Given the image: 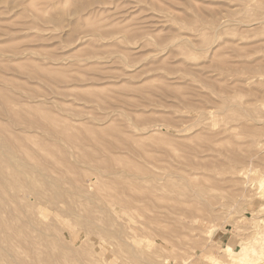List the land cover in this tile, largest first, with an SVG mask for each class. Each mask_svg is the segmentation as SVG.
<instances>
[{"label":"rangeland","instance_id":"374dc122","mask_svg":"<svg viewBox=\"0 0 264 264\" xmlns=\"http://www.w3.org/2000/svg\"><path fill=\"white\" fill-rule=\"evenodd\" d=\"M0 133V264H235L264 232V0H0Z\"/></svg>","mask_w":264,"mask_h":264},{"label":"bare ground","instance_id":"6f19581e","mask_svg":"<svg viewBox=\"0 0 264 264\" xmlns=\"http://www.w3.org/2000/svg\"><path fill=\"white\" fill-rule=\"evenodd\" d=\"M242 36V35H241ZM245 36V35H244ZM221 97V96H220ZM6 108H7V106H6ZM213 113V112H212ZM233 116V115H232ZM236 116V115H235ZM251 116V115H250ZM234 117V116H233ZM232 117V118H233ZM234 119V118H233ZM224 120V119H223ZM238 120V119H237ZM56 123V122H55ZM232 123V122H231ZM3 125V124H2ZM52 125V124H51ZM2 127V126H1ZM3 128V127H2ZM257 129V128H256ZM2 130V129H1ZM258 130V129H257ZM262 131V130H261ZM260 132V131H259ZM263 132V131H262ZM55 133V132H54ZM221 133V132H220ZM1 134V133H0ZM24 134V133H23ZM255 134V133H254ZM2 135V134H1ZM258 135V134H257ZM259 136V135H258ZM15 138V137H14ZM53 138V137H52ZM92 138V137H91ZM17 139V138H16ZM215 139V138H214ZM33 140V139H32ZM37 140V139H36ZM69 140V139H68ZM43 141V140H42ZM96 141V140H95ZM9 142V141H8ZM70 142V141H69ZM260 142V141H259ZM2 143V142H1ZM17 143H19V141H17ZM45 143V142H44ZM5 144V143H4ZM3 144V145H4ZM9 144V143H8ZM20 144V143H19ZM11 145V144H10ZM19 146V145H18ZM100 146V145H99ZM53 147V146H52ZM7 148V147H6ZM13 148V147H12ZM15 148V147H14ZM22 148V147H21ZM110 148V147H109ZM20 149V148H19ZM62 149V148H61ZM14 150V149H13ZM93 150V149H92ZM6 151H7V149H6ZM102 151V150H101ZM25 152V151H24ZM76 152V151H75ZM50 154V153H49ZM106 154H108V153H106ZM20 155V154H19ZM78 155V154H77ZM64 156V155H63ZM81 156V155H80ZM83 156V155H82ZM31 157V156H30ZM35 157V156H34ZM49 157V156H48ZM57 157V156H56ZM85 157V156H84ZM87 157V156H86ZM83 158V157H82ZM48 159V158H47ZM84 159V158H83ZM28 160V159H27ZM30 160V159H29ZM81 160V159H80ZM104 160H105V158H104ZM127 160V159H126ZM87 161V160H86ZM56 162V161H55ZM53 163V162H52ZM96 163H97V161H96ZM107 164V163H106ZM106 164H105V166H106ZM102 165H103V163H102ZM113 165V164H112ZM94 166V165H93ZM114 166V165H113ZM196 166V165H195ZM4 167H7L6 165L4 166ZM39 167V166H38ZM67 167V166H66ZM115 167H116V165H115ZM128 167V166H127ZM58 168V167H57ZM104 168V167H103ZM108 168V167H107ZM126 168V167H125ZM6 169V168H5ZM4 169V170H5ZM108 169H110V168H108ZM134 169V168H133ZM8 170V169H7ZM107 170V169H106ZM146 170V169H145ZM131 171H132V169H131ZM8 172V171H7ZM79 172V171H78ZM91 173V172H90ZM8 174V173H7ZM77 174V173H76ZM133 174V173H132ZM69 175V174H68ZM86 175V174H85ZM117 175V174H116ZM131 175V174H130ZM1 176V175H0ZM16 176V175H15ZM26 176V175H25ZM113 176V175H112ZM191 176V175H190ZM59 177V176H58ZM99 177V176H98ZM65 179V178H64ZM111 179V178H110ZM115 179V178H114ZM5 180H7V179H5ZM92 180V179H91ZM91 180H89L90 182H91ZM30 181V180H29ZM44 181V180H43ZM89 182V183H90ZM93 182V181H92ZM103 182V181H102ZM195 182V181H194ZM7 183V182H6ZM10 183V182H9ZM114 183H116V181H114ZM118 183V182H117ZM122 183V182H121ZM11 184V183H10ZM10 184H8V185H10ZM44 184V183H43ZM92 184V183H91ZM110 184V183H109ZM128 184V183H127ZM69 185V184H68ZM99 185V184H98ZM118 185H119V183H118ZM123 185H125V184H123ZM123 185H122V187H123ZM194 185V184H193ZM200 185V184H199ZM5 186H6V184H5ZM31 186V185H30ZM35 186V185H34ZM49 186V185H48ZM131 186V185H130ZM261 186H262V184H261ZM1 188V190L3 191V186L1 185L0 186ZM3 187V188H2ZM78 187V186H77ZM121 187V186H120ZM125 187V186H124ZM164 187H165V184H164ZM58 188V187H57ZM69 188V187H68ZM102 188V187H101ZM136 188V187H135ZM155 188V187H154ZM194 188H195V186H194ZM9 189V188H8ZM32 189V188H31ZM85 189V188H84ZM106 189H108L107 187H106ZM114 189V188H113ZM125 190H126V192H127V190L128 189H126V188H124ZM151 189V188H150ZM153 189V188H152ZM147 190V191H154V190H157V189H154V190ZM162 189V188H161ZM121 190V189H120ZM196 190V189H195ZM111 191V190H110ZM206 191V190H205ZM98 192V191H97ZM116 192V191H115ZM125 192V194H127ZM157 192V191H156ZM202 192V191H201ZM83 193V192H82ZM105 193H107V192H105ZM122 193H123V190H122ZM121 193V194H122ZM143 193H144V191H143ZM142 193V194H143ZM206 193V192H205ZM208 193V192H207ZM129 194H131V193H129ZM141 194V193H140ZM144 194H147V193H144ZM153 194V193H152ZM66 195V194H65ZM103 195V194H102ZM110 195H114L115 196V194H112V193H110ZM118 195H119V193H118ZM136 195V194H135ZM150 195V194H149ZM149 195H142V197L144 196H148L149 197ZM157 195H158V193H157ZM109 196V195H108ZM113 196V197H114ZM122 196V195H121ZM128 196V195H127ZM130 196V195H129ZM128 196V197H129ZM133 196V195H132ZM131 196V197H132ZM138 196V195H137ZM125 197V196H124ZM130 197V199H133L134 198V196L131 198ZM136 197V196H135ZM159 197H160V195H159ZM25 198V197H24ZM109 198V197H108ZM108 198H105V199H107L108 200ZM119 198V197H118ZM122 198H123V196H122ZM121 198V199H122ZM127 198V197H126ZM137 198V197H136ZM136 198H134L135 200H136ZM146 198V197H145ZM144 198V199H145ZM154 198V197H153ZM163 198V197H162ZM207 198V197H206ZM68 199V198H67ZM80 199V198H79ZM104 199V200H105ZM125 199V198H124ZM129 199V198H128ZM147 199V198H146ZM151 199V198H150ZM150 199H149V205L151 204V202L153 201V200H155V199H152V201H150ZM165 199V198H164ZM190 199V198H189ZM209 199V198H208ZM1 200V199H0ZM82 200V199H81ZM120 200V199H119ZM127 200V199H126ZM148 200V199H147ZM211 200H212V198H211ZM84 201V200H83ZM99 201H101V200H99ZM111 201V200H110ZM144 201V200H143ZM163 201V200H162ZM187 201V200H186ZM213 201V200H212ZM112 202V201H111ZM114 202V201H113ZM119 202V201H118ZM160 202V201H159ZM106 203H107V201H106ZM120 203V202H119ZM119 203H117L118 205H119ZM137 203V202H136ZM146 203V202H145ZM147 203H148V201H147ZM162 203V202H161ZM187 203V202H186ZM210 203H211V201H210ZM216 203V202H215ZM77 204V203H76ZM204 204H206V203H204ZM80 205V204H79ZM129 205H130V203H129ZM132 205H134V204H132ZM137 205V204H136ZM142 205V204H141ZM145 205V204H144ZM177 205V204H176ZM187 205H189V204H187ZM190 205H192L191 203H190ZM212 205V204H211ZM14 206V205H13ZM138 206V205H137ZM199 206H201V205H199ZM198 206V207H199ZM202 206H203V204H202ZM134 207H136V206H134ZM204 207V206H203ZM206 207V206H205ZM207 207H208V205H207ZM85 208H87V207H85ZM114 208V207H113ZM182 208H183V206H182ZM216 208H218V207H216ZM264 208V207H263ZM88 209H89V207H88ZM97 209V208H96ZM131 209V208H130ZM209 209V208H208ZM219 209V208H218ZM217 209V210H218ZM171 210V209H170ZM216 210V211H217ZM220 210V209H219ZM98 211V210H97ZM34 212V211H33ZM74 212V211H73ZM77 212H78V210H77ZM200 212H202V209H201V211ZM203 212H206V211H203ZM202 212V213H203ZM2 213V212H1ZM194 214V213H193ZM137 216V215H136ZM1 217V216H0ZM203 217H205V216H203ZM63 218H65V217H63ZM95 218H97L96 216H95ZM0 219H2V218H0ZM91 219V218H90ZM94 219V218H93ZM92 219V220H93ZM210 219H211V217H210ZM215 219V218H214ZM254 221V220H253ZM257 221V220H256ZM1 222H2V225L3 226H5L3 223V221L1 220ZM261 222V221H260ZM68 223V222H67ZM254 223H256V222H254ZM205 224V223H204ZM260 224V223H259ZM85 225V224H84ZM256 225H258V224H256ZM90 227H92V226H90ZM5 227H3V229H4ZM93 228V227H92ZM258 228V227H257ZM1 229V228H0ZM12 229H13V227H12ZM11 229V230H12ZM70 229V228H69ZM15 231V230H14ZM17 231V230H16ZM58 231V230H57ZM261 231H263V230H261ZM261 231H259V229H258V231H257V233L255 232V234H256V237H258V239L260 238V242L258 241V243H260L259 244V247H257V246H255V245H252L250 248H248L247 246H242V247H240L239 248V250H234L233 249V247L232 246H230V245H227V246H225L226 248V251H228L229 252V256L232 258V259H234L236 262H234L235 264H264V232H261ZM75 232V230L73 229V228H71V230H70V233L71 234H73ZM77 232V231H76ZM58 233V232H57ZM11 234V233H10ZM11 235H13V233L11 234ZM10 235V236H11ZM20 235V234H19ZM18 235V236H19ZM58 235H59V233H58ZM5 236H6V234H5ZM9 236V235H8ZM7 236V237H8ZM9 236V237H10ZM16 236H17V234H16ZM62 236V235H61ZM60 236V237H61ZM73 236V235H72ZM88 236V235H87ZM8 237V238H9ZM15 237V236H14ZM64 237V236H63ZM7 238V239H8ZM15 238H17V237H15ZM14 238V239H15ZM65 238V237H64ZM73 238H75V234H74V236H73ZM253 238V237H252ZM1 239H3V238H1ZM0 239V240H1ZM21 239V238H20ZM63 239V238H62ZM196 239V238H195ZM10 240H12V238L10 239ZM9 239H8V241H10ZM16 240V239H15ZM14 240V241H15ZM192 240V239H191ZM208 240V239H207ZM23 241V240H22ZM12 242V241H11ZM68 242V241H67ZM85 242V241H84ZM81 243V242H80ZM88 243V242H87ZM249 243V242H248ZM23 244H25V243H23ZM254 244V243H253ZM14 245V244H13ZM249 245H250V243H249ZM22 247V246H21ZM37 247V246H36ZM56 247V246H55ZM76 247V246H75ZM11 250H13V249H11ZM55 250V249H54ZM53 250V251H54ZM81 250V249H80ZM38 251V250H37ZM64 251V250H63ZM73 252V251H72ZM37 253V252H36ZM45 253V252H44ZM51 254V253H50ZM71 254H73V253H70V252H68L67 254H65V255H63V257H60L61 259V261L63 260V262L62 263H66L68 260H69V258H70V255ZM74 255V254H73ZM186 256V255H185ZM6 257V256H5ZM48 258H50V257H48ZM58 258H59V256H58ZM63 258V259H62ZM38 259V258H37ZM53 259V258H52ZM212 259V262H215L216 264H228L227 262H222L220 259H217V258H211ZM73 260V259H72ZM87 260V259H86ZM185 260V259H184ZM60 261V262H61ZM69 262V261H68ZM50 264H60L59 263V261H58V259H57V261H54V260H51V262H49ZM72 263V262H71Z\"/></svg>","mask_w":264,"mask_h":264}]
</instances>
